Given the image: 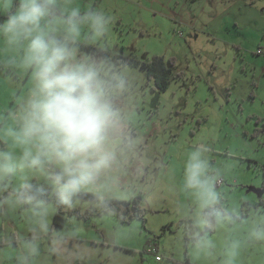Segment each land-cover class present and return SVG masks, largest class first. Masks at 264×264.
<instances>
[{
  "label": "rangeland",
  "instance_id": "obj_1",
  "mask_svg": "<svg viewBox=\"0 0 264 264\" xmlns=\"http://www.w3.org/2000/svg\"><path fill=\"white\" fill-rule=\"evenodd\" d=\"M76 3L110 19L104 40L85 44V51L108 57L127 75L117 102L124 137L107 181L109 197L127 201L141 195L145 219L121 222L101 211L105 199L97 204L95 193H88L75 208L93 214L67 215L57 228L54 214L35 264H222L229 230L210 233L211 257L193 250L195 205L183 188L182 165L190 147H208L218 175L216 191L237 217L231 235L243 239L248 221L264 214V64L244 60L239 50L257 49L253 36L264 25V0ZM257 41L262 44L260 37ZM10 55L0 50V124L19 106L30 83L9 66ZM155 56L174 59L166 90L154 87L142 64ZM24 231L22 217L0 205V234ZM18 251L0 240V264H16ZM238 264H264V245H246Z\"/></svg>",
  "mask_w": 264,
  "mask_h": 264
},
{
  "label": "clouds",
  "instance_id": "obj_2",
  "mask_svg": "<svg viewBox=\"0 0 264 264\" xmlns=\"http://www.w3.org/2000/svg\"><path fill=\"white\" fill-rule=\"evenodd\" d=\"M109 24L103 11L76 0H0V50L30 81L0 124V205L19 214L25 229L0 240L19 249L16 264H35L56 212L79 207L88 193L97 204L112 194L107 181L124 137L117 102L127 75L84 48L103 41ZM208 152L192 146L182 165L183 188L195 205L191 243L198 256L211 257L210 233L229 230L222 264H238L246 245H264V214L248 221L243 239L231 235L237 217L221 203Z\"/></svg>",
  "mask_w": 264,
  "mask_h": 264
},
{
  "label": "trees",
  "instance_id": "obj_3",
  "mask_svg": "<svg viewBox=\"0 0 264 264\" xmlns=\"http://www.w3.org/2000/svg\"><path fill=\"white\" fill-rule=\"evenodd\" d=\"M130 60L139 61L136 58H130ZM142 64L147 67L148 80L154 81V87L159 90H166L171 82V65L174 64V59L169 58L166 61L164 56H155L145 61H142ZM46 190L47 189H45V191ZM141 200V195H138L134 197V199L127 201L108 197L107 199H105L106 204L103 206L101 211L116 214L121 220V222H130L132 219L135 218L145 219V210L142 207ZM73 213L77 214V216H83L85 218H88L89 215L93 214V211L91 210L81 212L80 210H78V208L61 209L54 215L53 226L56 228L64 226L66 216L71 215Z\"/></svg>",
  "mask_w": 264,
  "mask_h": 264
},
{
  "label": "crops",
  "instance_id": "obj_4",
  "mask_svg": "<svg viewBox=\"0 0 264 264\" xmlns=\"http://www.w3.org/2000/svg\"><path fill=\"white\" fill-rule=\"evenodd\" d=\"M261 33L259 35H254L253 38L255 39V45H258L257 46V49L253 52H250V51H247V53L245 51H242V49H246V48H242L241 53L242 54V57H244V60L248 61V62H251L253 64H261L263 65L264 64V55H263V52H264V25H263V28L262 30L260 31ZM252 37V36H251ZM260 39L262 40L260 44V41H257V39ZM259 47L263 50L262 53H258L257 50L259 49ZM248 50V49H247Z\"/></svg>",
  "mask_w": 264,
  "mask_h": 264
},
{
  "label": "built area",
  "instance_id": "obj_5",
  "mask_svg": "<svg viewBox=\"0 0 264 264\" xmlns=\"http://www.w3.org/2000/svg\"><path fill=\"white\" fill-rule=\"evenodd\" d=\"M257 52H258V53H262L263 50L259 47V49L257 50ZM149 251H150L151 253H154V254L156 255V258H157L158 260H160V259L162 258L161 255H159V254L156 253V252H157V249H156V248H150Z\"/></svg>",
  "mask_w": 264,
  "mask_h": 264
}]
</instances>
